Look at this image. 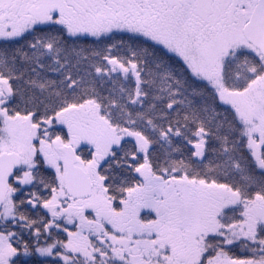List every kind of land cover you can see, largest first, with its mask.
Here are the masks:
<instances>
[{
    "label": "snow or ice",
    "instance_id": "snow-or-ice-1",
    "mask_svg": "<svg viewBox=\"0 0 264 264\" xmlns=\"http://www.w3.org/2000/svg\"><path fill=\"white\" fill-rule=\"evenodd\" d=\"M0 264H264V0H0Z\"/></svg>",
    "mask_w": 264,
    "mask_h": 264
}]
</instances>
